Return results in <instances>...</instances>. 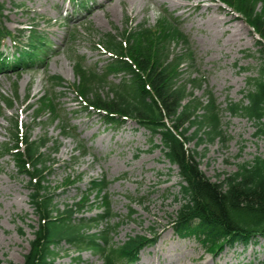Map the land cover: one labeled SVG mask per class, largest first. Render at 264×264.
<instances>
[{
	"label": "rangeland",
	"instance_id": "obj_1",
	"mask_svg": "<svg viewBox=\"0 0 264 264\" xmlns=\"http://www.w3.org/2000/svg\"><path fill=\"white\" fill-rule=\"evenodd\" d=\"M2 1L6 4L3 19L10 30L17 33L18 28L36 23L54 47L42 64L21 71L0 72V99H15L12 109L2 103L0 149L9 141L14 118L21 121L22 131L32 139L46 137L50 140L49 147H59L51 156L55 164L44 178L45 185L54 193L57 207L65 209L78 196H87L89 183L106 175L111 181L108 200L115 214L111 223L123 220L114 234V242L121 244L136 234L154 239L151 246L140 252L135 264H264V238L247 245L223 247L212 254L196 238H180L175 234L171 221L183 195L178 168L164 156L161 147H154L161 145L159 136L151 137L131 120L122 125L106 123V118L77 105L72 91L59 88L64 108L62 117L70 120L76 133L91 148L89 155L82 156L75 151L77 141L62 134L59 118L44 116L37 120L34 111L38 98L50 87L49 76L61 75L67 84H78L80 78L73 56H85L87 66L102 69L108 58L98 47L104 33L122 30L130 19L134 20L132 26L145 21L153 27L167 9L175 13L185 33L190 35L198 55L197 68L208 80L195 94L204 97L211 89L223 108L222 126L228 140L215 139L197 148L201 169L213 181H220L224 178L221 174H231L240 164L257 155L264 156V136L257 135V124L243 116H231L225 109L228 100L242 99L249 78L256 76L263 63L257 40L244 19L224 9L218 0H111L102 8L105 0H85L83 11L79 10L80 0ZM257 10L264 16V0ZM0 50L9 54L14 45L10 40L0 43ZM183 70L188 72L186 66ZM16 80H19L17 94ZM101 91L105 94L106 89ZM32 103L35 106L29 109L27 105ZM188 146L194 148L192 143ZM25 173L19 171L13 157L0 156L2 264H23L34 238V227L38 225L36 209L29 198L30 179ZM103 196L86 197L90 205L85 215L94 216L102 211L106 203ZM128 196L135 198L136 203ZM131 206L136 212L128 218ZM76 256V252L64 245L55 264H102L101 257L91 251H84L81 260L73 259Z\"/></svg>",
	"mask_w": 264,
	"mask_h": 264
},
{
	"label": "trees",
	"instance_id": "obj_2",
	"mask_svg": "<svg viewBox=\"0 0 264 264\" xmlns=\"http://www.w3.org/2000/svg\"><path fill=\"white\" fill-rule=\"evenodd\" d=\"M224 1L242 14L257 33L263 56L262 66L256 76L249 78L242 99L228 100L227 109L231 116L254 121L257 135L264 136V16L257 10L262 0ZM2 9L0 4V14ZM27 38L20 62L43 59L47 52L46 39L35 29ZM102 43L111 53L102 70L88 68L84 58L77 57L75 70L80 79L76 89L81 101L105 113L108 122L132 119L149 130L153 138L160 137L161 145L154 147H161L164 156L178 168L183 195L171 221L175 233L198 239L213 253L223 247L247 245L264 238V156L257 155L240 164L231 174H221L224 178L220 181H213L201 169L197 148L215 139L227 141L229 136L222 126L223 108L213 91H206L204 97L195 94V90L206 85V79L195 70L196 51L176 17L166 13L154 27L146 22L126 26L120 35L105 34ZM185 66L188 72L183 70ZM51 82L52 97L47 95L39 102L36 119L62 117L57 113L60 102L54 89L63 79L54 76ZM102 89H106L105 94ZM2 101L13 107L11 99ZM60 119L62 134L77 140L79 154H89V148L74 128L63 117ZM12 125L11 140L1 152L12 154L19 171L28 174L29 198L39 219L23 264H55L64 245L77 253L73 258L77 261L88 250L100 256L102 264L135 263L140 251L154 241L136 234L121 244L114 242V234L123 220L111 223L115 214L107 194L110 181L103 176L90 183L88 195L102 194L106 200L96 215H85L90 205L88 195L78 196L65 209L58 208L44 178L55 164L51 156L59 147H49L50 140L46 137L32 139L30 134H24L18 119ZM190 143L194 148H189ZM130 200L135 202L133 198ZM135 212L131 206L128 218Z\"/></svg>",
	"mask_w": 264,
	"mask_h": 264
},
{
	"label": "bare ground",
	"instance_id": "obj_3",
	"mask_svg": "<svg viewBox=\"0 0 264 264\" xmlns=\"http://www.w3.org/2000/svg\"><path fill=\"white\" fill-rule=\"evenodd\" d=\"M108 3H111V0H105V2H103L102 3V5L100 6L101 8L104 6V5H106V4H108ZM231 20V19H230ZM229 20V21H230ZM223 22H225V23H227L228 21L227 20H223ZM242 30V28H239V31H241ZM241 34V33H240Z\"/></svg>",
	"mask_w": 264,
	"mask_h": 264
}]
</instances>
